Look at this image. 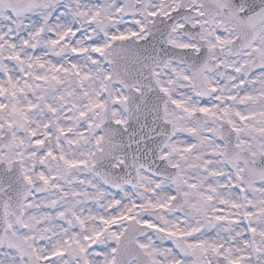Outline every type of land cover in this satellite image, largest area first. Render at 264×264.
<instances>
[{
	"label": "snow or ice",
	"instance_id": "6c2138e0",
	"mask_svg": "<svg viewBox=\"0 0 264 264\" xmlns=\"http://www.w3.org/2000/svg\"><path fill=\"white\" fill-rule=\"evenodd\" d=\"M0 264H264V0H0Z\"/></svg>",
	"mask_w": 264,
	"mask_h": 264
}]
</instances>
